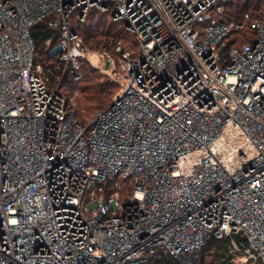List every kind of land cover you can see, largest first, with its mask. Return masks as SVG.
<instances>
[{"label":"built area","instance_id":"1","mask_svg":"<svg viewBox=\"0 0 264 264\" xmlns=\"http://www.w3.org/2000/svg\"><path fill=\"white\" fill-rule=\"evenodd\" d=\"M228 1L0 0V264H151L238 234L239 264H264V8L223 56L247 19L220 20ZM94 9L134 46H84L71 19ZM47 17L60 81L86 60L120 84L85 126L34 63Z\"/></svg>","mask_w":264,"mask_h":264},{"label":"trees","instance_id":"2","mask_svg":"<svg viewBox=\"0 0 264 264\" xmlns=\"http://www.w3.org/2000/svg\"><path fill=\"white\" fill-rule=\"evenodd\" d=\"M262 8H264L262 0H229L225 3L224 12L218 16L220 20L246 19V15L247 19L244 28L240 32L229 34L219 43L217 50L223 56L226 55L229 47L240 46L242 43L252 41L254 37L252 19L260 17ZM49 19L50 17H47L33 24L29 29L34 47V63L43 66L44 75L54 82L53 87L58 85V91L61 94L73 96L72 100L67 101V109L72 110L76 120L85 126L92 118L90 115L93 111H99L108 105L109 96L113 92H117L119 86L107 77L102 78L97 71L91 69L83 61L81 62L80 78L75 79L72 75L66 74L60 81L62 63L56 58V55L49 52L57 44L59 30L49 26ZM71 26L82 37L84 45L93 49H107L115 55L114 48L119 41L122 44V41L128 43V45H123L125 48L134 46V43H132L134 39L126 31L124 21L114 20L111 13H103L94 9L86 15L83 21H80L78 12H76L71 19ZM50 39V43L47 44ZM48 84L52 87V84L50 85L49 82ZM74 92H78L77 96L81 94L82 104L77 102ZM108 183H110L109 180L105 185L108 186ZM122 184L123 188L130 187V183L127 180H122ZM233 238L236 241L243 240L240 234L226 236L221 239L213 238L200 248L182 252L177 257L163 256L161 258H152L150 263L236 264V260L242 255L233 251ZM240 264H249V262L244 261Z\"/></svg>","mask_w":264,"mask_h":264},{"label":"rangeland","instance_id":"3","mask_svg":"<svg viewBox=\"0 0 264 264\" xmlns=\"http://www.w3.org/2000/svg\"><path fill=\"white\" fill-rule=\"evenodd\" d=\"M82 38V37H81ZM82 41H83V39H82ZM123 42V44H122V46L123 45H128V43H126L125 41H122ZM132 43H134V40H132ZM84 44V43H83ZM84 46H86V45H84ZM86 47H88V46H86ZM88 48H90V47H88ZM123 48H125V47H123ZM91 50H98V49H93V48H90ZM101 49V48H100ZM115 49V48H114ZM92 60L93 61H95L96 62V57L95 56H92ZM83 62L87 65V66H89L91 69H93V70H95V71H97V73L99 74V75H101L102 76V78H104V77H107V78H109L111 81H113V82H115V83H117L118 84V86H119V88H120V84H119V82L117 81V80H114V79H112L110 76H108V75H106V74H102V73H100L98 70H96L88 61H86V60H83ZM43 67V66H42ZM80 68H81V65H80ZM81 72V71H80ZM82 85V84H81ZM119 90V89H118ZM118 90H117V92H118ZM117 92H113L110 96H109V100H110V98H111V96H112V98H111V100H110V102L112 101V99H113V97L116 95V93ZM77 94H78V92H74V95L77 97V102L80 104H82V101H81V97H80V95L81 94H79V96H77ZM79 97V98H78ZM109 100H108V102H109ZM107 102V104H109ZM78 103H76L77 105H78ZM106 104V105H107ZM97 112V110L96 111H93L92 112V114L90 115V116H93L95 113ZM232 250V249H231ZM240 260H242V257H240L238 260H236V264H238L239 262H237V261H240Z\"/></svg>","mask_w":264,"mask_h":264},{"label":"water","instance_id":"4","mask_svg":"<svg viewBox=\"0 0 264 264\" xmlns=\"http://www.w3.org/2000/svg\"><path fill=\"white\" fill-rule=\"evenodd\" d=\"M107 66H108V61H107L106 64H105V68H107Z\"/></svg>","mask_w":264,"mask_h":264}]
</instances>
